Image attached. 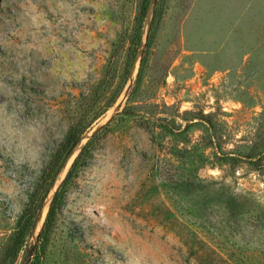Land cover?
I'll list each match as a JSON object with an SVG mask.
<instances>
[{"label":"rangeland","instance_id":"rangeland-1","mask_svg":"<svg viewBox=\"0 0 264 264\" xmlns=\"http://www.w3.org/2000/svg\"><path fill=\"white\" fill-rule=\"evenodd\" d=\"M254 142L264 0H0V264H264Z\"/></svg>","mask_w":264,"mask_h":264},{"label":"trees","instance_id":"trees-1","mask_svg":"<svg viewBox=\"0 0 264 264\" xmlns=\"http://www.w3.org/2000/svg\"><path fill=\"white\" fill-rule=\"evenodd\" d=\"M78 142H79V138H76L73 141L69 151H72L76 147ZM243 148H246L248 151L237 154L234 152L233 149H231V151H229V152H224L220 146L216 147V151H217V153L222 155L223 158L226 160L237 161V160H239V158L245 159V160H250L256 168L263 170L264 169V145H262V144L259 145L258 143L254 142V143H251L250 146H243ZM52 206H53V203L49 207L48 214H47L45 222L42 226V230L39 234V237L42 236V233L45 230V227L47 225V222L49 221V217H50L51 211H52ZM37 211H38V208L35 209L34 216H33V222L30 225V229L34 228V225H35L34 220H35L36 214L38 213ZM26 234L27 233L25 231L20 232L18 240L20 239L21 241H23ZM21 241L20 242L18 241V246H21V245H19V244H21ZM38 260H39L38 258H35L34 260H29L27 264H38Z\"/></svg>","mask_w":264,"mask_h":264},{"label":"bare ground","instance_id":"bare-ground-1","mask_svg":"<svg viewBox=\"0 0 264 264\" xmlns=\"http://www.w3.org/2000/svg\"><path fill=\"white\" fill-rule=\"evenodd\" d=\"M41 217H42V215H41Z\"/></svg>","mask_w":264,"mask_h":264}]
</instances>
